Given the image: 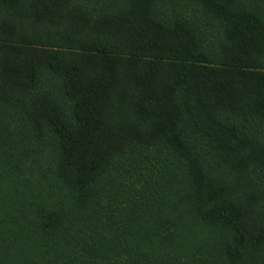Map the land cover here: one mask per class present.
<instances>
[{
  "label": "trees",
  "instance_id": "1",
  "mask_svg": "<svg viewBox=\"0 0 264 264\" xmlns=\"http://www.w3.org/2000/svg\"><path fill=\"white\" fill-rule=\"evenodd\" d=\"M0 264H264V0H0Z\"/></svg>",
  "mask_w": 264,
  "mask_h": 264
}]
</instances>
